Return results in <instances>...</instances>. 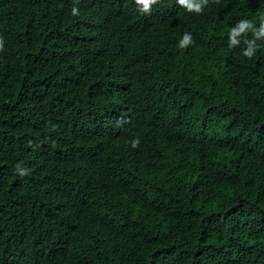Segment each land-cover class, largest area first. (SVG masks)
Instances as JSON below:
<instances>
[{"label": "trees", "instance_id": "1", "mask_svg": "<svg viewBox=\"0 0 264 264\" xmlns=\"http://www.w3.org/2000/svg\"><path fill=\"white\" fill-rule=\"evenodd\" d=\"M164 1L0 0V264H264V0Z\"/></svg>", "mask_w": 264, "mask_h": 264}, {"label": "clouds", "instance_id": "2", "mask_svg": "<svg viewBox=\"0 0 264 264\" xmlns=\"http://www.w3.org/2000/svg\"><path fill=\"white\" fill-rule=\"evenodd\" d=\"M86 0H72L69 9H72V14L77 15L78 14V8H83L84 5H89L85 3ZM178 4L181 6H185L188 11H196L197 13L201 12L203 10V7L207 5L208 0H177ZM164 3H166L164 0H127L126 2L124 0H115V8H111V6H103L99 7L100 18L102 20V23L98 24H89V20H84L81 18L76 19L78 21L77 24H80L83 29L91 28L94 26H99V29H103V25L106 27H110L109 35L113 37H118L122 39H127L128 36V29L126 25V19H123L121 15L126 11L130 10L133 12H139L140 14L147 13L150 15L151 13H154V16L159 17L162 19V21L165 23H168V26L165 28H169L171 25L174 26L176 15L179 13V9L177 10H170L167 9L164 6ZM155 9V10H154ZM174 13V14H173ZM62 15V12H56V14L53 16L54 19L58 20L59 16ZM111 19V22H108V20ZM170 19H174V22H171ZM76 24V25H77ZM251 22L249 21H240L239 26L235 29L231 30L230 33V39L239 34L244 33L246 29H249V25ZM115 25V26H113ZM173 28V27H172ZM169 28L168 30L172 29ZM165 29V31H168ZM254 33L256 36L264 34V23L261 24V27L259 31L254 30ZM91 42H94L98 47L102 43V38H88L85 37ZM190 43H192L191 35L190 34H184L181 40L179 41V47H187ZM231 43L234 44L235 40L231 39ZM249 46L252 43V41L246 42ZM245 55H250L248 50H245ZM3 63H6V61L0 60ZM139 138H136L131 141L132 147H137L139 145ZM21 176L27 175V172H21Z\"/></svg>", "mask_w": 264, "mask_h": 264}]
</instances>
